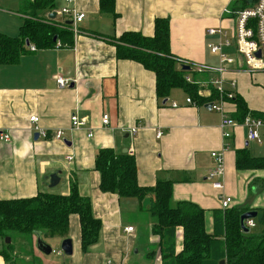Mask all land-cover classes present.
<instances>
[{"label":"crops","instance_id":"obj_1","mask_svg":"<svg viewBox=\"0 0 264 264\" xmlns=\"http://www.w3.org/2000/svg\"><path fill=\"white\" fill-rule=\"evenodd\" d=\"M233 3L115 0V12L109 14L102 13L100 0H74L72 6L86 18L78 24L73 46L30 49L17 64H0V200L31 198L40 192L68 195L71 182L76 181L103 224L100 241L88 252L82 250L80 220L74 215L66 235H55L46 242L52 246V254L38 250L35 235L33 240L13 243L11 261L0 254V264H163L161 238L153 234L155 196L150 194L140 202L102 192L95 169L101 149L134 156L141 187L154 188L159 180L173 182L175 203L188 201L205 210L208 234L216 230L214 212L224 211L222 197L232 199L231 208L264 210V169L236 167L240 150L264 157V126L258 130L259 143L249 140L247 127L236 120L233 136L227 141L221 129L222 114L206 108L217 100L234 119L237 104L233 100L240 97L251 113L264 115V71H250L233 49L228 50V57L235 62L224 64L208 49L216 42L208 34L210 28L230 30L233 26L224 13ZM64 6L65 0H55L54 12ZM24 7V0H0V34L20 35L30 18ZM56 19L67 18L57 15ZM157 19H169L171 53L181 61L180 67L191 66L185 72L200 87V95L209 98L215 82L222 79L233 98L225 95L206 105L194 100L190 104L184 90L174 89L169 97L160 99L153 71L136 61L118 59L119 38L129 32L153 37ZM58 77L70 80L71 86L60 88ZM233 82L236 87L231 90ZM73 114L84 119L86 126L73 128ZM104 114L110 115L107 127L102 124ZM33 116L39 118L37 124L31 122ZM42 130L49 132L47 138L40 135ZM57 130L64 131L63 139L54 136ZM1 133L10 134L11 141L3 142ZM213 152L224 154L222 189L213 185L218 179H210L216 167ZM53 176L58 179L55 185ZM256 219L253 229H259L251 233L259 234L264 226ZM126 227L134 231L125 232ZM66 239L72 241V255L61 249ZM3 249L0 239V251ZM182 249L183 229L178 228L175 253Z\"/></svg>","mask_w":264,"mask_h":264},{"label":"trees","instance_id":"obj_2","mask_svg":"<svg viewBox=\"0 0 264 264\" xmlns=\"http://www.w3.org/2000/svg\"><path fill=\"white\" fill-rule=\"evenodd\" d=\"M254 0L233 3L232 9H245ZM24 10L30 18L21 27L18 37L0 34V64L15 65L21 56L30 51L29 41L36 50L53 49L58 41L62 46L74 45L75 35L68 20H51L55 0H24ZM102 13L114 14L115 0H100ZM46 15V16H44ZM58 38L55 41V38ZM117 47L121 60H132L156 74L158 98L166 99L174 89H182L198 105H206L219 98L211 88L209 98L200 95V87L188 82L187 73L180 67V60L171 53L170 21L157 19L153 37L141 33L123 34ZM237 104L234 120L244 122L247 116L264 121L263 114L251 113L247 103L240 97L233 100ZM238 170L264 169V157H252L247 150L237 152ZM95 169L100 174V189L104 193H115L120 198H134L140 202L153 194L155 202L151 214L156 218L153 234L161 238L163 264H264V229L259 234L245 233L241 229V216L251 211L245 208L229 207L214 212L216 230L206 231L205 210L195 203L173 201V182L159 180L154 188H144L138 183V168L134 156L117 154L113 149L99 150ZM256 221L264 226V210H258ZM78 216L81 226L82 250L88 252L100 241L102 221L94 216L93 205L88 197L81 195L76 181L71 182L68 195L40 192L35 197L0 200V239H13L14 235H24L33 240L40 234L44 239L55 235L64 236L68 232L70 218ZM222 228L221 232L217 228ZM178 228L183 229V249L175 253V239ZM25 239L19 237L17 239ZM27 241V240H26ZM30 242V241H29ZM46 242V241H44ZM13 243H4L0 254L11 261ZM13 250V249H12Z\"/></svg>","mask_w":264,"mask_h":264},{"label":"built area","instance_id":"obj_3","mask_svg":"<svg viewBox=\"0 0 264 264\" xmlns=\"http://www.w3.org/2000/svg\"><path fill=\"white\" fill-rule=\"evenodd\" d=\"M237 3L241 0H232ZM74 0H65V6L58 12V15L66 17L68 21L72 22L71 29L76 36L79 33L78 24L81 23L85 18L86 14L79 12L72 5ZM229 15L233 20V26L230 28L217 27L210 28L208 34L216 38V42H212L208 45V49L212 54L217 55L221 63H233L235 59H230L228 57V50H235L244 60L245 65L250 71L258 72L264 71V0H254L253 4L245 9H241V5H237V9L227 8L224 12ZM57 48H62V43L60 41L56 44ZM30 49L35 51V46H30ZM260 55L258 56V54ZM186 65V64H185ZM201 71V70H199ZM188 82H191L190 78H187ZM57 83L60 88H68L71 86L70 80L63 77L57 78ZM236 83L231 84V90H234ZM215 90L219 94V98L223 96H228L233 98V93L225 87L224 81L222 79L217 80L214 85ZM187 103L194 104L191 98L187 99ZM212 110H215L222 114L221 129L223 132V137L225 140H230L233 136V128L237 125L236 120L226 114L223 106L220 102H212ZM175 107L176 103L173 104ZM32 123H38L39 118L37 116L31 117ZM71 122L73 128L80 129L86 126V121L81 119L77 114H73L71 117ZM103 126L107 127L110 124V115L104 114L102 117ZM243 124L247 127L249 131V140L257 141L261 143L259 128L264 126V121L252 116H247ZM134 128V132H136ZM40 135L44 138L49 136V132L42 130ZM54 136L58 139H63L64 131L57 130ZM93 137V134L90 135ZM161 137V133L158 134ZM1 139L5 143L11 141V136L8 133H1ZM229 145H226L225 149H228ZM211 157L216 160V167L210 174V179H218V182H214V187L216 189H222L224 178V154L223 152H213ZM70 161L73 157L68 158ZM232 204L231 198L222 197L221 207L223 210L229 208ZM246 226L251 229L256 226L253 219L246 221ZM134 231L133 227H126L125 232L131 233Z\"/></svg>","mask_w":264,"mask_h":264},{"label":"water","instance_id":"obj_4","mask_svg":"<svg viewBox=\"0 0 264 264\" xmlns=\"http://www.w3.org/2000/svg\"><path fill=\"white\" fill-rule=\"evenodd\" d=\"M58 13L57 12H53L50 14L49 18L51 20H54L56 19ZM68 24H72V22H68ZM57 37L54 39L55 41H57ZM27 45L29 46L30 45V42L27 41L26 42ZM260 55V53L258 54V56ZM183 70L184 71H190L191 70V66L190 65H183ZM206 108H209V109H212V104H208L206 105ZM35 137L37 138L38 137V134L35 135ZM125 153L127 151H124ZM58 181V179L53 176V179H52V183L53 185H55V183ZM258 217V212L257 211H248L246 213H244L242 216H241V219H240V224H241V229L245 232V233H249V228L246 226V221L248 220H251V219H256ZM7 243L9 244L10 243V239L8 238L7 239ZM37 248L40 252H42L43 254L45 255H50L53 253V249H52V246H50L49 244H47L46 242L43 241L42 237L40 234H37ZM61 249L63 251V253L65 255H72L73 254V245H72V241L70 239H66L62 242L61 244ZM220 264H226L225 261H221Z\"/></svg>","mask_w":264,"mask_h":264},{"label":"rangeland","instance_id":"obj_5","mask_svg":"<svg viewBox=\"0 0 264 264\" xmlns=\"http://www.w3.org/2000/svg\"><path fill=\"white\" fill-rule=\"evenodd\" d=\"M258 229H259V228H256V229L251 228V229H249V231H250V232H253V231H256V230H258ZM19 237L26 238L24 235H14L12 240L9 238V239H10V242H11V243H15V245H17V239H18ZM7 239H8V238H6V239L4 240V243H6V244H8V243H7ZM44 241H46L47 243H50V239H44Z\"/></svg>","mask_w":264,"mask_h":264}]
</instances>
